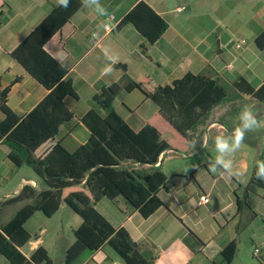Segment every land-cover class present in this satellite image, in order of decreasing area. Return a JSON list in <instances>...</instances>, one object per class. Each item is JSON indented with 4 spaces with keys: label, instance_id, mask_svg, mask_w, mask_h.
Here are the masks:
<instances>
[{
    "label": "crops",
    "instance_id": "1",
    "mask_svg": "<svg viewBox=\"0 0 264 264\" xmlns=\"http://www.w3.org/2000/svg\"><path fill=\"white\" fill-rule=\"evenodd\" d=\"M137 1L99 0L106 9V14L100 15L95 6L80 0L79 9L44 44L45 51L64 65L76 94L75 98L63 99L72 118L58 127L56 136L69 152L84 144L89 131L82 118L93 107V96L117 82L121 87L112 108L133 130L155 116L158 107L153 102L137 89L124 88V74L134 82L152 78L159 85H169L188 72L216 79L225 86L227 96L189 131L191 141L185 152L165 150L153 167L136 162L121 164L142 174L156 167L163 173L169 186L157 193L162 206L143 217L120 196L110 200L94 193L95 208L114 228L127 232L149 264H224L221 252L231 243L235 251L230 264H264V179L257 176L259 162H264L261 123L255 135H245L235 153L224 154L226 161H232L230 170L215 164V141L217 136L224 137L223 126L233 131L241 123V112L245 108L254 112L259 104L239 93L235 83L243 80L254 89L264 84V44L256 43L264 30V0H141L167 24L154 43L130 23L115 30ZM55 6L57 0H0V84L5 87L18 78L6 98V105L18 116L31 111L47 90L9 53ZM178 7L184 9L177 12ZM105 25L112 26L111 31L105 30ZM109 56L118 58L117 63L112 64ZM109 65L111 74L102 75ZM9 151L0 141V187L15 170L7 157ZM210 165L215 166L214 173ZM24 185L30 187L29 197L8 202ZM42 189L43 183L33 173L20 176L14 191L1 190L0 226ZM202 194L207 195L208 202L198 205ZM14 204L18 205L15 211L5 214ZM53 217L62 219L51 229L48 224ZM81 221L65 203L51 217L34 212L24 229L35 237L26 243L27 251L22 250L26 244L20 248L21 253L28 258L42 246L53 264L49 247L61 241L66 231L70 239L61 242V261L67 264L65 252L74 242L73 231ZM256 248L259 251L254 256ZM119 263L123 264L122 259L103 244L84 251L69 264ZM0 264L10 263L0 255Z\"/></svg>",
    "mask_w": 264,
    "mask_h": 264
},
{
    "label": "trees",
    "instance_id": "2",
    "mask_svg": "<svg viewBox=\"0 0 264 264\" xmlns=\"http://www.w3.org/2000/svg\"><path fill=\"white\" fill-rule=\"evenodd\" d=\"M80 4V0H70L67 9L53 7L9 53L47 90L46 96L25 116H18L6 105L10 87L18 78L5 87L0 84V141L9 147L7 157L14 167L29 166L44 185L31 203L24 204L0 226V255L10 264H51L42 246L28 258L21 253L20 248L35 237L24 229V223L36 211L46 217L53 216L62 203L82 220L73 231L74 242L65 252L67 264L84 251L96 250L103 244H107L123 264H149L138 253L127 232L114 228L99 213L93 194L110 200L120 196L143 217L150 215L162 206L157 193L160 189H168V180L157 167L142 174L121 164L136 162L153 167L165 150L185 152L191 141L189 131L227 96L225 86L201 73H185L169 85H159L152 78L134 82L124 74V88L140 91L158 107L157 114L139 130H133L112 108V101L121 87L119 82L113 83L93 96V107L82 118L89 131L87 141L74 151H67L56 134L58 127L72 118L63 99L66 96L75 98L76 94L71 80L66 77V69L45 51L44 44ZM123 23L132 24L150 43L157 41L167 27L164 19L141 0L127 12L115 30ZM256 43L264 44V30ZM235 88L239 93L264 102V84L254 89L239 80ZM165 135L168 137L164 138ZM28 190L30 187L24 185L8 202L26 200ZM234 251V243L222 250L224 264L231 263Z\"/></svg>",
    "mask_w": 264,
    "mask_h": 264
},
{
    "label": "clouds",
    "instance_id": "3",
    "mask_svg": "<svg viewBox=\"0 0 264 264\" xmlns=\"http://www.w3.org/2000/svg\"><path fill=\"white\" fill-rule=\"evenodd\" d=\"M82 2L86 6H95V10L100 15L106 14V9L100 6L99 0H82ZM69 3L70 0H57L58 7H61L63 9H67L69 7ZM111 27L112 26L110 25H106V29L108 31H111ZM108 58L112 61V64H115L118 61V58H114L111 56H109ZM61 67H64V65L61 64ZM112 71L113 68L111 65H109L102 70V75L111 74ZM240 122L242 127L241 126L236 127L233 130V134L231 135V137L225 138L223 136H217L215 141V147L218 153L215 159V164L220 165L226 170L231 169L232 161L231 160L226 161L224 159V154L235 153L241 147L245 138V133L249 131H253L254 129L260 127L261 118L258 119L252 110H250L249 108H245L240 114ZM210 170L214 173L216 171L215 166L210 165ZM257 176L258 178L264 179V162H259Z\"/></svg>",
    "mask_w": 264,
    "mask_h": 264
},
{
    "label": "rangeland",
    "instance_id": "4",
    "mask_svg": "<svg viewBox=\"0 0 264 264\" xmlns=\"http://www.w3.org/2000/svg\"><path fill=\"white\" fill-rule=\"evenodd\" d=\"M195 11V8L193 9ZM190 132H192V130H190ZM255 132H256V129L253 130V131H249V132H246L245 135L249 136H253L255 135ZM258 135L261 136V131L259 130L258 131ZM262 141L264 142V139H263V136H262ZM205 156V155H204ZM14 173L13 175L11 176V178H7V181L3 183V185L0 187V191L3 190V191H14L15 187H16V183L19 179L20 176H24V177H30L32 176V171H31V168L27 165H22L20 167V169H17V167H14ZM18 207L17 204H14L12 205L11 207H9L7 209V212L5 214H11L15 211V209ZM67 211L70 212L69 209H66ZM62 219V217H53L52 219L49 220V224L48 226L53 229L54 226L58 223V221ZM69 240L70 239V235L68 232L64 231V237L63 239H61V241L59 242H53L51 244V246L49 247V255L50 257L52 258V261H53V264H62V254H61V246H62V243L64 240ZM28 249V245L26 244L22 250L25 252L27 251Z\"/></svg>",
    "mask_w": 264,
    "mask_h": 264
},
{
    "label": "water",
    "instance_id": "5",
    "mask_svg": "<svg viewBox=\"0 0 264 264\" xmlns=\"http://www.w3.org/2000/svg\"><path fill=\"white\" fill-rule=\"evenodd\" d=\"M254 114L257 116V118H261V125L264 128V102H260L257 106L256 111H254ZM239 126L242 127L241 123L239 124ZM224 127V137L225 138H229L231 137V135L233 134L232 130L227 129L225 126Z\"/></svg>",
    "mask_w": 264,
    "mask_h": 264
},
{
    "label": "built area",
    "instance_id": "6",
    "mask_svg": "<svg viewBox=\"0 0 264 264\" xmlns=\"http://www.w3.org/2000/svg\"><path fill=\"white\" fill-rule=\"evenodd\" d=\"M183 9H184V7H178V8H176V11H177V12H180V11H182ZM104 29L107 30V29H106V25L104 26ZM242 43H243V41H241V42L235 44V47H236V48H239V47L242 45ZM207 202H208V197H207L206 194H202V195H200V196L198 197V201H197V204H198V205H202V204H205V203H207ZM258 251H259V250L256 248V249L254 250V252H253V255H254V256H257ZM119 264H120V263H119Z\"/></svg>",
    "mask_w": 264,
    "mask_h": 264
}]
</instances>
